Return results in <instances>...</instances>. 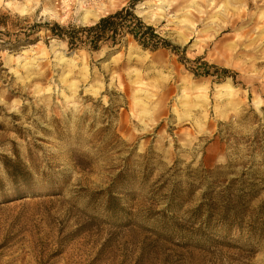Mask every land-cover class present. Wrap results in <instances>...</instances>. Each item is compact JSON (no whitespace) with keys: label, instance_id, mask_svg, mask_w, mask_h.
<instances>
[{"label":"rangeland","instance_id":"rangeland-1","mask_svg":"<svg viewBox=\"0 0 264 264\" xmlns=\"http://www.w3.org/2000/svg\"><path fill=\"white\" fill-rule=\"evenodd\" d=\"M114 1L178 51L0 0V264H264V0Z\"/></svg>","mask_w":264,"mask_h":264},{"label":"trees","instance_id":"trees-1","mask_svg":"<svg viewBox=\"0 0 264 264\" xmlns=\"http://www.w3.org/2000/svg\"><path fill=\"white\" fill-rule=\"evenodd\" d=\"M121 30H124L126 34L130 35L143 48L151 47L153 50L170 48L173 51H178L179 49L170 46L168 42L156 35L152 27L144 25L142 21L134 15L132 5L112 15L101 18L91 27H68L65 29L55 25L51 29L53 36L65 38L71 48H76L80 44L88 42L92 51H97L99 49V44L106 40L112 41L114 45L116 37ZM63 34L66 35V37H63ZM213 69L215 68L213 67ZM222 72L226 73L225 70H222ZM4 169L9 178L14 177L18 179L19 176L16 174V170L19 169L18 165L5 166ZM244 176L245 174H242L240 179H233L230 181V187H237L235 191V200L232 201L233 211L239 207L245 206L243 203L245 198L251 200L258 193V186L250 181H242ZM229 186L228 188H230Z\"/></svg>","mask_w":264,"mask_h":264},{"label":"bare ground","instance_id":"bare-ground-1","mask_svg":"<svg viewBox=\"0 0 264 264\" xmlns=\"http://www.w3.org/2000/svg\"><path fill=\"white\" fill-rule=\"evenodd\" d=\"M62 2L63 16L65 20L71 19L74 22L82 25H93L98 20L110 13L113 9L117 8V2L114 0H60ZM146 8L157 7L160 9L158 17L155 16L154 22L157 23L160 20H164L165 16V1L153 0L146 2ZM170 7V5H169ZM144 8V9H146ZM18 11L25 10L24 8H16ZM172 12L176 11L175 7L168 9ZM152 21V18H150Z\"/></svg>","mask_w":264,"mask_h":264}]
</instances>
